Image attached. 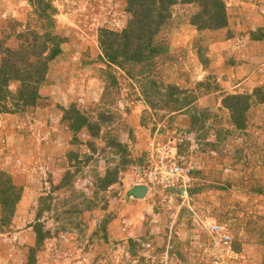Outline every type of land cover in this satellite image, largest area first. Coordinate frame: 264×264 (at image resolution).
Masks as SVG:
<instances>
[{
	"label": "rangeland",
	"instance_id": "1",
	"mask_svg": "<svg viewBox=\"0 0 264 264\" xmlns=\"http://www.w3.org/2000/svg\"><path fill=\"white\" fill-rule=\"evenodd\" d=\"M221 1L0 0V68L47 46L36 103L0 111V264H264V0ZM161 13L143 59L131 24ZM168 146L187 186L136 197Z\"/></svg>",
	"mask_w": 264,
	"mask_h": 264
},
{
	"label": "trees",
	"instance_id": "2",
	"mask_svg": "<svg viewBox=\"0 0 264 264\" xmlns=\"http://www.w3.org/2000/svg\"><path fill=\"white\" fill-rule=\"evenodd\" d=\"M212 1H213V3L211 4L210 11H207V12L208 13L211 12V14H212L211 17H212L214 22L215 21L223 22L224 19L226 20V12H225L226 9H225L224 4L222 3L221 0H212ZM151 2H152L151 4H153L154 0H151ZM169 5L170 4L167 5L166 9H168ZM131 13L133 14V16H136L135 11L131 10ZM158 15L159 16H151V17L149 15L148 17L146 16L147 18H144V17L139 18V16H137V18H136L137 21H135L131 24V25H133V28L131 27L130 29H132V30L136 29L135 34L131 37L134 38L136 40V42L140 41V37H142L143 39L146 40L145 41L146 47L140 53L141 56L144 57L143 59L147 58V56L145 54L146 49L150 50V55H152V57L157 56V55H163L165 50H167V47H168L167 41H164V42L161 41L160 43H157V41L155 39L154 33L157 30H159L161 28V26L164 24V21L162 20V17H164V14L161 13ZM155 17H159V18H161V20L159 22L155 23L156 25H155V29H154V28H152L153 23L151 21H153L152 18H155ZM200 27H202V26H200ZM153 30H155V32H153ZM110 35L118 36V34L109 32V34H108L109 40H110ZM145 37H147V39ZM113 44H114L113 41L109 42V41L103 40V42H102V46L106 45V46L112 47ZM46 50H47V46L45 43L44 46L42 47L41 51L33 50L32 52H29V50H28L23 56H20V59L22 61H24L26 64V66L22 69L20 67H4L3 69H2V67L0 68V75H1V77H0V111L3 107L6 106V105H4V103L6 101L11 100V99H15V98L22 100V101H25L26 106H31V105H34L36 103V101L39 98V86L42 85V83L45 81V76H46V67H44V65H43V62H44L43 54L45 53ZM106 53H107V51H106ZM107 55H108V53H107ZM32 58H34V59H32ZM108 58H110V60L115 61L116 56L108 55ZM137 60L140 61L142 59L139 58ZM11 81L20 82V83H22V85H25V87L23 89H21L19 91V93H17L18 95L15 93H12L11 91L8 90L7 87ZM32 85L35 87L34 88L31 87ZM8 97H9V99H8ZM232 98L238 100L240 97L232 96ZM28 100H30V101L28 102ZM62 111L64 114V118L72 120L71 121V128L74 130V132H78L79 130H81L85 126H87L89 128V126H88L89 123L87 122L86 117L80 112L79 109H77V108L76 109L75 108L69 109V108L62 107ZM76 117H77V119H76ZM240 117H241V115H239V119H240ZM244 122L245 121L243 120V123ZM7 181L10 183L9 180H7ZM3 184H5V183L0 181V185H3ZM10 186H11V189H13V187H12L13 185H10ZM4 191L5 190H2L1 186H0V194H2ZM18 198H19V196L14 197V199H16V200H19Z\"/></svg>",
	"mask_w": 264,
	"mask_h": 264
},
{
	"label": "built area",
	"instance_id": "3",
	"mask_svg": "<svg viewBox=\"0 0 264 264\" xmlns=\"http://www.w3.org/2000/svg\"><path fill=\"white\" fill-rule=\"evenodd\" d=\"M165 148H152L142 163L132 166L131 178L135 181L136 187L146 188V194L157 187L164 191L178 190L186 187L189 182L191 169L170 155V146Z\"/></svg>",
	"mask_w": 264,
	"mask_h": 264
},
{
	"label": "water",
	"instance_id": "4",
	"mask_svg": "<svg viewBox=\"0 0 264 264\" xmlns=\"http://www.w3.org/2000/svg\"><path fill=\"white\" fill-rule=\"evenodd\" d=\"M134 195L139 198H143L146 194V188L145 187H136L134 189Z\"/></svg>",
	"mask_w": 264,
	"mask_h": 264
}]
</instances>
